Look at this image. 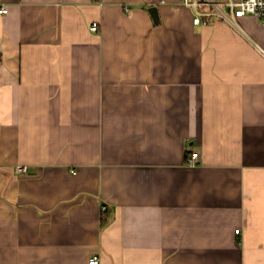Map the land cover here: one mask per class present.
Here are the masks:
<instances>
[{
    "label": "crops",
    "instance_id": "obj_1",
    "mask_svg": "<svg viewBox=\"0 0 264 264\" xmlns=\"http://www.w3.org/2000/svg\"><path fill=\"white\" fill-rule=\"evenodd\" d=\"M1 7L0 264H264V22Z\"/></svg>",
    "mask_w": 264,
    "mask_h": 264
},
{
    "label": "built area",
    "instance_id": "obj_2",
    "mask_svg": "<svg viewBox=\"0 0 264 264\" xmlns=\"http://www.w3.org/2000/svg\"><path fill=\"white\" fill-rule=\"evenodd\" d=\"M182 3L195 12L193 22L194 24H209L210 16H215L220 20H223L233 27L239 29L241 25L239 18L246 15H254L264 22V0H182ZM205 8H209L205 10ZM9 9L7 7H1L0 13H7ZM100 23L93 22L90 29L94 32L99 30ZM199 160V153L192 152L187 156V163L195 164ZM17 171L27 172V166H17ZM103 217L108 211V206L103 204L101 206ZM240 229L236 230V233H240ZM100 256L95 254L89 261V264H100Z\"/></svg>",
    "mask_w": 264,
    "mask_h": 264
},
{
    "label": "water",
    "instance_id": "obj_3",
    "mask_svg": "<svg viewBox=\"0 0 264 264\" xmlns=\"http://www.w3.org/2000/svg\"><path fill=\"white\" fill-rule=\"evenodd\" d=\"M150 12H151V14H152V16H153L155 22H159V14H158V10H157V8H156V7H152V8L150 9Z\"/></svg>",
    "mask_w": 264,
    "mask_h": 264
},
{
    "label": "trees",
    "instance_id": "obj_4",
    "mask_svg": "<svg viewBox=\"0 0 264 264\" xmlns=\"http://www.w3.org/2000/svg\"><path fill=\"white\" fill-rule=\"evenodd\" d=\"M0 58H1V54H0Z\"/></svg>",
    "mask_w": 264,
    "mask_h": 264
}]
</instances>
